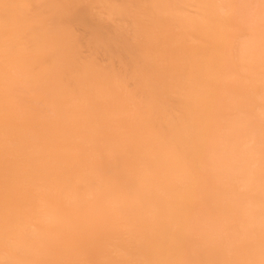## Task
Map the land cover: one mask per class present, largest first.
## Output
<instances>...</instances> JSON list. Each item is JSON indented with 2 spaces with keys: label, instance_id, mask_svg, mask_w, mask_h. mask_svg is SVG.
Masks as SVG:
<instances>
[{
  "label": "bare ground",
  "instance_id": "obj_1",
  "mask_svg": "<svg viewBox=\"0 0 264 264\" xmlns=\"http://www.w3.org/2000/svg\"><path fill=\"white\" fill-rule=\"evenodd\" d=\"M0 264H264V0H0Z\"/></svg>",
  "mask_w": 264,
  "mask_h": 264
}]
</instances>
